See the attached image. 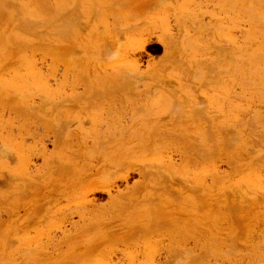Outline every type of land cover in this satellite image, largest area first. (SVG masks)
I'll return each mask as SVG.
<instances>
[{
  "label": "rangeland",
  "instance_id": "rangeland-1",
  "mask_svg": "<svg viewBox=\"0 0 264 264\" xmlns=\"http://www.w3.org/2000/svg\"><path fill=\"white\" fill-rule=\"evenodd\" d=\"M260 1L0 0V264H264Z\"/></svg>",
  "mask_w": 264,
  "mask_h": 264
},
{
  "label": "bare ground",
  "instance_id": "bare-ground-1",
  "mask_svg": "<svg viewBox=\"0 0 264 264\" xmlns=\"http://www.w3.org/2000/svg\"><path fill=\"white\" fill-rule=\"evenodd\" d=\"M48 1V0H47ZM43 2V1H42ZM239 2V1H238ZM255 2V1H254ZM253 2V3H254ZM257 2V1H256ZM260 2H262V0L260 1ZM264 2V1H263ZM228 3H230V2H228ZM47 4H49V3H47ZM262 6V5H261ZM264 6V5H263ZM142 8V7H141ZM141 10V9H140ZM251 10H254V9H251ZM50 11V10H49ZM240 11V10H239ZM244 11V10H243ZM65 12H66V10H65ZM251 12H254V11H251ZM43 13V12H42ZM58 13V18H60L59 17V15L60 14H62L61 16H62V18H63V13H64V10H60V11H58L57 12ZM97 13V12H96ZM245 13V12H244ZM250 13V12H249ZM248 12H247V14H249ZM53 14V13H52ZM98 14V13H97ZM246 14V13H245ZM246 14V15H247ZM74 15V14H73ZM76 15V14H75ZM74 15V16H75ZM57 16V15H56ZM96 17V16H95ZM133 17V16H132ZM54 18V19H53ZM53 18H51V20H55L56 19V22H58L57 20H59V19H57V17H54L53 16ZM62 18H61V20L60 21H63L62 20ZM77 18V17H76ZM257 17H255V18H253V21H255V22H257V20H255ZM260 19V18H259ZM25 20H27L28 21V19H25ZM76 20V19H75ZM59 21V22H60ZM65 21V20H64ZM97 21V20H96ZM95 21V22H96ZM32 22V21H31ZM49 22H51V21H49ZM48 22V23H49ZM55 22V23H56ZM67 22V21H66ZM143 22V21H142ZM181 22H183V21H181ZM53 23V22H52ZM51 23V26H52V30H53V24ZM26 25H28L29 23H25ZM33 24V23H32ZM35 24V23H34ZM37 24V23H36ZM39 24V23H38ZM62 23H60V25H61ZM66 24H68V23H66ZM71 24V23H70ZM73 24V23H72ZM144 24H146V23H144ZM25 25V26H26ZM44 25V24H43ZM42 25V26H43ZM49 25H50V23H49ZM59 25V24H58ZM65 25V24H64ZM63 24H62V26H64ZM255 25V24H254ZM28 26H30V25H28ZM46 26V25H45ZM51 26L49 27V28H51ZM55 26V25H54ZM57 26V25H56ZM69 26V25H68ZM68 26H67V28H68ZM72 26H74V24L72 25ZM76 26V25H75ZM259 26H262V24H260ZM22 27H24V26H22ZM31 27H32V25H31ZM36 27V26H35ZM48 27V26H47ZM60 28L61 26H57V27H55L54 28V30L56 29V28ZM70 27V26H69ZM138 27V26H137ZM136 27V28H137ZM188 27H189V24H188ZM256 27V26H255ZM30 28V27H29ZM33 28V27H32ZM39 28V27H38ZM57 29V30H61V28L60 29ZM63 28V27H62ZM75 28V27H74ZM135 28V27H134ZM195 29H196V27H194ZM64 29H66V28H64ZM70 29H71V27H70ZM132 29V28H131ZM139 29V28H138ZM180 29V28H179ZM63 30V29H62ZM127 30V29H126ZM125 30V31H126ZM198 30V29H197ZM206 30V29H205ZM205 30L203 31V32H205ZM208 30V29H207ZM68 31V30H67ZM128 31V30H127ZM209 31V30H208ZM27 32H28V30H26V33H24V34H27ZM30 32V31H29ZM33 32V31H32ZM62 32V31H61ZM56 33V32H55ZM57 33H58V35L57 36H59L58 38H60V33L57 31ZM65 33H66V31H65ZM123 33V32H122ZM35 34V33H34ZM69 34V33H68ZM27 35H29V34H27ZM63 35V34H62ZM180 35V34H179ZM209 35H211V34H209ZM45 36V35H44ZM49 36V35H48ZM51 36H53V35H51ZM56 36V35H55ZM66 36V35H65ZM212 36V35H211ZM40 37H43V33H42V36H40ZM39 36H38V39L40 38ZM179 37V36H178ZM45 38V37H44ZM63 37L61 36V38L60 39H62ZM204 38V37H203ZM43 39V38H42ZM64 39V38H63ZM179 39V38H178ZM177 39V40H178ZM163 41H164V45H165V49H172V45L174 44V42H173V44H171V46L172 47H170V42L172 43V39H170V42H169V40H168V38L167 37H164V39H163ZM25 43L23 42V45H24ZM145 45H146V40L144 39V40H140L139 41V44H137V45H135V46H133L132 48H131V50H130V52H132V53H134V52H137L138 50H144L145 49ZM175 45V44H174ZM22 46V45H21ZM170 47V48H169ZM174 48V47H173ZM217 48V47H216ZM221 49V48H220ZM224 49H226V48H224ZM48 50V49H47ZM178 50V49H177ZM217 50H219V48H217ZM42 51V50H41ZM73 51H75V50H73ZM180 52V51H179ZM216 52H218V51H216ZM117 53V52H116ZM172 53V52H171ZM220 53H221V51H220ZM72 54V53H71ZM113 55H114V53H112ZM133 55H135V53L133 54ZM75 56V55H74ZM175 56V55H174ZM223 56V55H222ZM221 57V56H220ZM172 58H173V56H172ZM176 58V57H175ZM227 58V57H226ZM258 58V57H257ZM130 59V58H129ZM128 59V60H129ZM25 60V59H24ZM175 60V59H174ZM177 61H179L178 59H176ZM219 60V59H218ZM217 60V61H218ZM258 60V59H257ZM129 61H132L133 62V64H134V69H135V73L136 74H138V73H141L139 70H140V67H139V60H135L134 61V59L133 60H129ZM128 61V62H129ZM175 62V61H174ZM206 62V61H205ZM230 62V61H229ZM116 63V62H115ZM170 63H172L171 61H170ZM199 63V62H198ZM193 64V63H192ZM205 65H206V63H205ZM193 66H195L194 64H193ZM209 66V65H208ZM164 67H167V66H164ZM170 68V67H169ZM167 69V68H166ZM181 69V68H180ZM211 69V68H210ZM216 69V68H215ZM189 70V69H188ZM187 71V70H186ZM209 71V70H208ZM211 71V70H210ZM214 71V70H213ZM230 71V70H229ZM228 71V72H229ZM232 71V70H231ZM233 72V71H232ZM190 73V72H189ZM211 73H214V72H212L211 71ZM219 73V72H218ZM221 73V72H220ZM225 73V72H224ZM258 73V72H257ZM131 74H133V73H131ZM135 74V75H136ZM192 74V73H191ZM263 74V73H262ZM140 75V74H139ZM130 76V75H129ZM132 76V75H131ZM209 76V75H208ZM216 76V75H215ZM136 77H138V76H136ZM141 77V76H140ZM153 77V76H152ZM151 77V78H152ZM157 77V76H156ZM217 77H219V76H217ZM131 78V77H130ZM147 78V77H146ZM214 78V77H213ZM108 80V79H107ZM134 80H135V78H134ZM158 80V79H157ZM130 84V83H129ZM246 85H247V83H246ZM104 86H106V85H104ZM125 86V85H124ZM129 86V85H128ZM131 86V85H130ZM110 88V87H109ZM115 89V88H114ZM176 91V90H175ZM176 93H178V92H176ZM174 95V94H173ZM108 97V96H107ZM176 97V96H175ZM106 98V97H105ZM200 103V102H199ZM206 103V102H205ZM174 104V103H173ZM202 104H203V102H202ZM200 105H201V103H200ZM206 105V104H205ZM201 106H203V105H201ZM59 107V106H58ZM181 107V106H180ZM193 107V106H192ZM202 108H204V107H202ZM172 109V108H171ZM206 109V108H205ZM176 110V109H175ZM182 110V109H181ZM202 112V111H201ZM181 113V112H180ZM193 113H194V111H193ZM192 113V114H193ZM203 113V112H202ZM172 114V113H171ZM170 114V115H171ZM194 114H196V113H194ZM211 114V113H210ZM200 115H203V114H200ZM193 116V115H192ZM197 116V115H196ZM199 116V115H198ZM180 118V117H179ZM178 118V119H179ZM194 118V117H193ZM176 119V118H175ZM182 120V119H181ZM214 121H216V120H214ZM175 122V121H174ZM175 127V126H174ZM215 128V127H214ZM221 128V127H220ZM223 129V128H222ZM126 132V131H125ZM209 132V131H208ZM254 132V131H253ZM95 133V132H94ZM110 133H112L111 131H110ZM119 133V132H118ZM225 133V132H224ZM97 134H99V131H98V133H95L94 134V139H96L97 140V142H99L100 140H101V138L97 135ZM107 134V133H106ZM210 134V133H209ZM112 135V134H111ZM171 135V134H170ZM105 136V135H104ZM106 136H108V135H106ZM105 136V137H106ZM110 136V135H109ZM108 136V137H109ZM116 136V135H115ZM176 136V135H175ZM230 136V135H229ZM255 136V135H254ZM171 137V136H170ZM178 137V136H177ZM180 137V136H179ZM109 138H111V137H109ZM108 138V139H109ZM113 138H116V137H113ZM106 139H107V137H106ZM107 139V140H108ZM170 139V138H169ZM180 139V138H179ZM262 139V138H261ZM110 140H112V139H110ZM178 140V139H177ZM181 140V139H180ZM176 141V140H175ZM187 141V140H186ZM232 141H233V139H232ZM235 142V141H234ZM232 144V143H231ZM57 145V144H56ZM152 146V145H151ZM193 147V146H192ZM189 148H191V147H189ZM213 149V148H212ZM154 151V150H153ZM200 152V151H199ZM78 153V152H77ZM195 153V152H194ZM197 153V152H196ZM195 153V154H196ZM214 153H216V152H214ZM75 154V156H77L76 155V153H74ZM79 155H80V153H78ZM84 154V153H83ZM190 154V153H189ZM70 155V154H69ZM84 155H86V153L84 154ZM197 155V154H196ZM234 155V154H233ZM60 157V156H59ZM195 157V156H194ZM194 157H192V158H194ZM234 159V158H233ZM229 160V159H228ZM191 161V160H190ZM232 162V161H231ZM264 163V162H263ZM263 163H262V165H263ZM171 165V164H170ZM233 165V164H232ZM174 166H176V163L174 164ZM156 168V167H155ZM142 167H140V169H136L138 172H139V174H142L143 176L144 175H157V173L155 174V173H153V174H151V173H148V172H145V170L144 169H142ZM162 170V169H161ZM160 170V171H161ZM164 171H165V169H163ZM167 170V169H166ZM168 171V170H167ZM150 172H153V171H150ZM157 172H158V170H157ZM178 171L176 170V173H177ZM169 173H170V171H169ZM172 173V172H171ZM161 174H162V172H161ZM172 174H175V173H172ZM153 175V176H154ZM259 175V174H258ZM130 176V173L128 172L127 173V175H125L124 177H123V179L122 180H124L125 182H127V180H128V177ZM159 176H160V174H159ZM171 176V175H170ZM173 177V176H172ZM171 177V178H172ZM100 178V177H99ZM174 178V177H173ZM88 179H89V177H88ZM87 179V180H88ZM101 180V179H100ZM145 180V179H144ZM95 182V181H94ZM99 182V181H98ZM93 183V182H92ZM94 184V183H93ZM243 186V185H242ZM161 187V186H160ZM138 188V187H137ZM136 188V189H137ZM162 188V187H161ZM197 188V187H196ZM195 188V190H197ZM235 188V187H234ZM244 188V187H243ZM111 189H112V187H111V185L110 184H105L104 182H102V185H98L97 187H95L94 188V192H96V191H99V192H102V193H107V194H110V192H111ZM201 189H203V188H199V191L201 190ZM19 190V189H18ZM207 190V189H206ZM238 191V190H237ZM93 192V193H94ZM201 192V191H200ZM199 192V193H200ZM235 193V192H234ZM251 194H253V193H251ZM260 194V193H259ZM208 195V194H207ZM206 195V196H207ZM87 196V195H86ZM196 196V195H195ZM257 196V195H256ZM263 196V195H262ZM196 198V197H195ZM258 198V197H257ZM263 198H264V196H263ZM248 200H250V199H248ZM258 200H261V198L260 199H258ZM264 200V199H263ZM263 200H261V201H263ZM228 203V202H227ZM264 203V202H263ZM207 206V205H206ZM199 207V206H198ZM226 208V207H225ZM152 209V208H151ZM201 209V208H200ZM243 209V208H242ZM156 214V213H155ZM159 227V226H158ZM161 227V226H160ZM171 227V226H170ZM150 228V227H149ZM157 229V228H156ZM158 232V231H157ZM177 235V234H176ZM138 237V236H137ZM235 237V236H234ZM238 237V236H237ZM233 238V237H232ZM231 238V239H232ZM136 239V238H135ZM188 239V238H187ZM235 239V238H234ZM216 240V239H215ZM126 241V240H125ZM196 241V240H195ZM236 241V240H235ZM231 243H232V240H231ZM231 245V244H230ZM233 245V244H232ZM217 247H218V244H217ZM238 249V248H237ZM207 251V250H206ZM217 251V250H216ZM234 251V250H233ZM226 252V251H225ZM228 252V251H227ZM26 253H28V252H26ZM229 253V252H228ZM227 253V254H228ZM230 253H232V252H230ZM236 254V253H235ZM247 254V253H246ZM178 255V254H177ZM211 256V255H210ZM226 256V255H225ZM198 257V256H197ZM214 257H215V255H214ZM213 257V258H214ZM228 257V256H227ZM70 259V258H69ZM173 259H174V256H173ZM243 259V258H242ZM252 259V258H251ZM204 262V261H203ZM244 262V261H243ZM193 263V262H192ZM201 263V262H200ZM188 264H190V263H188ZM223 264V263H222Z\"/></svg>",
  "mask_w": 264,
  "mask_h": 264
}]
</instances>
